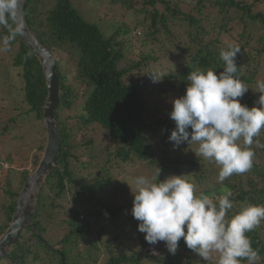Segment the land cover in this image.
Listing matches in <instances>:
<instances>
[{
  "label": "trees",
  "instance_id": "obj_1",
  "mask_svg": "<svg viewBox=\"0 0 264 264\" xmlns=\"http://www.w3.org/2000/svg\"><path fill=\"white\" fill-rule=\"evenodd\" d=\"M139 1L143 3V10L135 29L143 27L145 33L141 32L138 37L133 36L135 30L128 24H122L107 36L98 24L83 16L74 6V0H25V17L31 32L53 55L56 51L67 52L70 55L68 61L76 68V75L71 82L69 72L61 60L56 59L61 98L57 111L61 135L59 155L40 191L32 218L34 229L25 230L0 264H144L149 259L161 264H178L183 258H187L189 264H212V260L202 261L185 247L182 238L173 255L163 241L155 245L147 243L144 233L140 252L130 255L119 242L118 235L110 238L107 227L97 228V225L102 219L114 220L116 225V218L124 209H132L131 206L114 204L118 198L112 189L116 172L114 165L123 167L145 163L157 171L160 168L158 183L163 181L171 167L178 171L184 164L177 155L179 149L174 150L168 139L175 128V122L169 116L172 102L185 94L189 72L198 68L213 69L217 74L223 71L220 52L230 43L224 41L226 36L234 40L231 44L241 49L236 57L241 80L248 87L256 83L257 71L251 66H258L264 60V0H215L213 5L218 7L220 16L215 24L210 16L204 14L203 5L210 0L196 1L190 11L182 8L183 0ZM109 2L134 9L137 1ZM8 35V30L0 26V57L11 55V65L22 70L25 103L30 108L28 113L35 119L34 124L42 128L38 133L41 135L45 132L43 118L49 94L43 68L18 34L4 50L2 40ZM133 37L138 38V43L144 39L157 49L159 46L158 54L143 53L139 59L131 58ZM175 53L187 60L176 65L170 60L176 57ZM157 64L159 68L155 66ZM163 67L170 70L162 76L161 87L167 84L163 91L170 89L176 93L169 97L172 98L169 104L162 103L168 108L160 116L159 110L157 113L152 110L146 93L149 88L142 75L147 69L154 72L155 68L159 73ZM156 94L160 96L159 91ZM77 101L83 105L78 128L99 127L113 143L107 153L114 165L110 161L102 164L101 156L92 151L82 154V157L86 156L83 168L87 175L77 174L74 167L79 158V146L75 144L74 130L68 127L64 116V111L72 109ZM255 103L256 97L252 95L244 105L251 108L256 106ZM9 119L4 126L6 131L10 130V123L15 122L14 118ZM257 139L264 143V130ZM252 147L255 152L252 169L244 174H233L223 184L218 180L220 166L211 164L210 177L217 183L213 189L202 193L218 197L224 186L231 190L233 208L228 211L226 219L249 204L264 205V148L255 144ZM44 149V146L40 147V150ZM199 161L206 162L202 158ZM204 177L205 174L202 181ZM28 178L29 175L25 174L22 183L25 184ZM11 195L13 201L9 205H1L0 219L4 221L0 222V237L11 225L20 191ZM60 214L65 215L62 225L66 226L67 232L61 240L52 243L46 238L48 229L44 222L56 219ZM81 214L85 215L84 219L80 218ZM135 232L142 234L138 225ZM247 235L253 248L259 249L261 259L257 264H264V221ZM158 249L160 256H152L150 252ZM242 264H247V261H242Z\"/></svg>",
  "mask_w": 264,
  "mask_h": 264
},
{
  "label": "clouds",
  "instance_id": "obj_2",
  "mask_svg": "<svg viewBox=\"0 0 264 264\" xmlns=\"http://www.w3.org/2000/svg\"><path fill=\"white\" fill-rule=\"evenodd\" d=\"M20 3L21 0H0V26L9 33L2 40L4 50L21 30ZM240 51L239 46L231 43L221 50L224 67L219 74L213 69L199 68L189 72L186 92L173 100L169 113L175 122L168 137L173 148L185 142L188 146L197 145L193 152L198 158L220 166L221 184L233 174L252 169L254 144L264 148V143L257 139L264 130V82L257 81L260 107L249 108L240 103L238 98L249 90L238 75L236 57ZM151 76L153 82L162 78ZM159 175L160 168L152 178L141 175L127 182L134 196L131 214L139 221L138 231L145 234L147 243L163 241L169 253L175 255L183 238L187 248L205 262L214 256L216 264L260 261L259 249L253 248L247 233L264 221V205L249 204L226 219L233 208L232 192L226 186L218 197L196 195L187 174L154 182Z\"/></svg>",
  "mask_w": 264,
  "mask_h": 264
},
{
  "label": "rangeland",
  "instance_id": "obj_3",
  "mask_svg": "<svg viewBox=\"0 0 264 264\" xmlns=\"http://www.w3.org/2000/svg\"><path fill=\"white\" fill-rule=\"evenodd\" d=\"M136 1L134 9L111 5L109 0H74V6L88 21L98 24L107 36H111L122 24H128L135 30L133 36L136 35L139 37V32H142L143 35L145 33L143 27L135 29L139 22V14L141 10H143V3L139 0ZM196 1L198 0H183L182 8L186 11H190L193 5L197 3ZM214 2L215 0H210L209 2L204 3L203 6L204 14L206 16H210L212 23L215 24L219 20L220 16H218V7L213 5ZM141 18L143 17H140V19ZM226 35L227 34H225V36ZM227 37L228 36L225 37L224 41H230V43L234 42V40L231 38L228 39ZM138 42V38L136 37H133L131 40L132 47L129 54V56L131 55V58L136 57L139 59L143 53L150 54L152 52H156L158 54V50H160L159 46L157 49L151 43L144 41V39L141 43ZM54 55L57 60H61L65 66L64 69H66V72H69L71 82H73V78L76 75V68L73 63L68 61L70 55L64 51H56ZM175 56L176 57H174V59L170 60H172V62H176V65H181L184 60H187L186 57L177 56L176 53ZM155 66L159 68L158 64ZM251 68L257 71L256 83L250 85L249 90L243 97L239 98V100L241 104H245L248 100V96L253 95L256 97L255 105L260 106L257 103L259 96L261 95V93L258 92L257 81L264 82V60L258 66L252 64ZM169 70L170 69L167 67H163L161 71L157 73L156 68L154 69V72L147 69V71L142 75L143 81L146 82L149 88L146 93L150 100L152 110L154 113H157V110H159L158 114L160 116H163V113L161 112H164L168 108L162 103L169 104L172 100V98L170 99L169 97H173L176 91H170V89L163 91V89L168 87V85L165 84L161 87L162 78L159 82H153L151 74H154L156 78H160L166 75V71L169 73ZM157 91H159L160 96L159 94H156ZM163 93L166 95H163ZM29 110V106L25 103L22 70L16 69L11 65V55L0 57V123L3 120L0 124V210L1 205L4 203L9 205L11 201H13L11 193L20 191L21 194L25 185L22 183L23 177L25 174H28L29 177L33 175V173L38 169L45 152V149L44 151L40 150V147L44 146L46 148V130L41 133V135L39 134L40 136L38 135L39 130H42V128L41 126L39 127L34 124L35 119L32 114L28 113ZM82 113L83 105L77 101L76 105H74L72 109L64 111V116L68 120V127L74 130L75 144L79 146V153H77L79 158L74 167L77 174L87 175V170L83 168L86 156L82 157V154L87 153V151H92L101 156L100 159L102 164L109 162L111 158L108 156L107 151L111 145L113 146V143L108 134L99 127L79 129V116ZM9 118H14L15 122L10 123V130L6 131L4 130V126L10 121ZM196 147L197 145L195 144H190L189 146L188 144H181L177 147V150L179 149L178 154L176 152L173 154L180 156L184 164L179 167L180 169L178 171L171 167V169H169L171 171H167L163 180L171 175L187 174L186 178L195 185V194L199 195L202 191L213 189L214 185L217 183L212 180L210 173L212 167L211 164H214V166H217L218 164L208 160H206L205 163L199 161L202 157L198 158L193 152ZM173 149L175 150V148ZM8 158L11 160H8ZM38 160L40 161L38 162L39 164L36 163ZM191 161L194 162L191 163ZM110 163L111 165H114L113 160H111ZM113 169L116 170V172L113 174L115 180L112 189H114L118 195L114 204L121 207H133L134 196L127 182L131 183L134 177L141 175L152 178L157 172L156 168H153L145 163L123 167H117L114 165ZM204 174L206 177H204L205 179L202 181V175ZM157 181L158 177L154 180V182ZM131 186L134 188V185ZM71 204L72 202H70V205ZM77 207L78 209L80 208L79 206ZM81 209L82 208H80V210ZM69 214L70 213H68V215ZM64 219L65 215L60 214L56 219L52 218L46 223L44 222L48 229L46 238L52 243L61 240L66 234V226L62 225ZM1 221H4V219H0V222ZM113 221L102 219L97 225V228L106 226L108 231H110V238L118 235L119 242L125 246V251H127L130 255L140 252L142 248L141 240L144 234L142 233L139 235L135 232L139 221L132 216L131 209H124L123 213L116 218V225L113 224ZM183 245L187 247L184 240ZM159 246H161V244ZM150 253L152 256H160V249L152 250ZM188 262L187 258H183L182 262L178 264H189ZM144 264L161 263L149 259ZM212 264H216L215 256L212 260Z\"/></svg>",
  "mask_w": 264,
  "mask_h": 264
},
{
  "label": "water",
  "instance_id": "obj_4",
  "mask_svg": "<svg viewBox=\"0 0 264 264\" xmlns=\"http://www.w3.org/2000/svg\"><path fill=\"white\" fill-rule=\"evenodd\" d=\"M18 20L22 27L17 34L39 60L49 92L43 118L47 145L38 169L28 178L17 199L15 214L9 229L0 238V262L5 259L10 249L19 242L25 230L34 229L32 218L39 202L40 191L56 165L61 147L57 113L61 98L56 59L31 32L25 17V0H21ZM36 234L40 237L37 231Z\"/></svg>",
  "mask_w": 264,
  "mask_h": 264
},
{
  "label": "built area",
  "instance_id": "obj_5",
  "mask_svg": "<svg viewBox=\"0 0 264 264\" xmlns=\"http://www.w3.org/2000/svg\"><path fill=\"white\" fill-rule=\"evenodd\" d=\"M140 34H141V33L139 32V35H140ZM80 218H81V219H84V218H85V215H84V214H81V215H80Z\"/></svg>",
  "mask_w": 264,
  "mask_h": 264
}]
</instances>
